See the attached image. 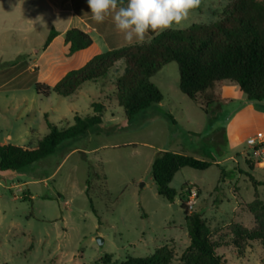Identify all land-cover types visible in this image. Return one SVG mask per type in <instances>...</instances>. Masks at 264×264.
I'll use <instances>...</instances> for the list:
<instances>
[{
    "label": "rangeland",
    "instance_id": "rangeland-1",
    "mask_svg": "<svg viewBox=\"0 0 264 264\" xmlns=\"http://www.w3.org/2000/svg\"><path fill=\"white\" fill-rule=\"evenodd\" d=\"M232 1L202 0L173 29L219 21ZM67 24L78 26L67 14L53 17L44 0H0V142L36 146L50 133L48 122L68 128L76 115H92L95 101L107 107L104 121L110 128V134L103 130L69 140L54 155L23 170H0V264H122L129 256H148L164 246L174 252L171 264H183L190 244L182 209L186 200L177 199L174 208L158 195L151 174L153 156L158 148L174 150L172 139L188 146L186 152L194 158L221 161L205 171L184 168L171 183L177 192L188 183L198 189L192 212H203L220 245L218 253L228 264H264L259 242H245L242 250L233 244L236 224L256 227L255 216L244 205L257 197L264 202V185L251 180L264 183L262 158L247 143L239 151L230 150L227 125L244 104L236 101L211 120L216 112L209 117L181 92L176 63L150 79L163 102L131 119L105 99L116 72L124 71L123 61L106 79L86 83L68 98L39 96L36 84L53 88L66 73L84 66L92 53L108 50L95 37L86 54L68 57L64 35L43 50L52 28L62 31ZM250 103L264 114V101ZM251 161L259 164L253 168Z\"/></svg>",
    "mask_w": 264,
    "mask_h": 264
},
{
    "label": "trees",
    "instance_id": "trees-1",
    "mask_svg": "<svg viewBox=\"0 0 264 264\" xmlns=\"http://www.w3.org/2000/svg\"><path fill=\"white\" fill-rule=\"evenodd\" d=\"M77 0H73L76 2ZM126 4L127 0H123ZM59 33L52 28L43 50ZM67 56L87 50L93 45L89 34L73 28L65 35ZM123 61L124 72L110 84L106 100L123 108L127 119L158 105L163 100L159 88L150 79L165 66L176 63L179 68V88L209 117L213 107L223 105L217 88L224 82L239 87L249 102L264 101V0H233L223 12L222 19L210 24L170 29L156 34L149 42L110 50L92 58L84 67L66 74L53 88L36 84L39 96L56 94L68 98L85 83L106 79L117 63ZM93 114L74 117L68 128H58L48 122L50 133L36 146H20L0 142V170L20 171L54 155L65 142L87 135L101 133L106 106L95 101ZM169 119L175 124L173 118ZM46 118H48L46 116ZM212 163L184 154L160 151L156 154L151 174L160 197L171 204L186 200L189 184L181 192L171 187L175 176L184 168L205 171ZM251 180L256 186L264 185ZM88 181V193L90 190ZM244 207L256 219L253 230L236 224L233 244L239 250L245 242H259L264 249V202L258 197ZM185 223L190 244L182 257L183 264H228L218 253L220 245L211 235L202 211L189 212L185 207ZM174 252L167 246L144 257L129 256L122 264H171Z\"/></svg>",
    "mask_w": 264,
    "mask_h": 264
},
{
    "label": "crops",
    "instance_id": "crops-1",
    "mask_svg": "<svg viewBox=\"0 0 264 264\" xmlns=\"http://www.w3.org/2000/svg\"><path fill=\"white\" fill-rule=\"evenodd\" d=\"M17 1L22 4V2H26L27 0H17ZM44 1L47 5L48 10L50 11V13L52 14L53 17L60 18L65 14L69 15L70 19L73 21V24L77 23L76 24V25H78V26H76L77 29H80L83 32L89 34L90 37L93 39V45L90 48H88L87 50H84L82 52L76 53L75 55L80 54V53L86 54V52L90 51L95 44V39H96L95 37H98L99 40L104 43V46H106L108 49L107 52L110 50H114V49H118V48H122L125 46H131V45L136 44L135 40L133 41L132 44H129L127 41H125L123 34L116 30L113 19L111 16L106 17L103 23H99V24L96 23L92 19L90 9L88 8V5H87V0H77L76 2H73V0H44ZM18 6L23 7L22 5H19V4H18ZM24 9H27V6L24 7ZM211 23H213V22H211ZM63 27L64 28L62 31L53 27L59 33V35L55 39H57L58 37H60L62 35L65 36L67 31H69L70 29H73V26L71 24L63 25ZM155 35H156V33L150 32L146 36L145 41L146 40L150 41ZM137 43H141V42H137ZM75 55H73V56H75ZM97 55H100V54H97V52L92 53L85 60L83 65L85 66L92 58H94ZM117 65H118V63H117ZM117 65L114 68L115 70H116ZM84 66H82V67H84ZM78 69H80V68H78ZM78 69H76V70H78ZM72 71H74V70H72ZM69 72H71V71H69ZM123 72L121 74L116 72L117 76L118 77L121 76L123 74ZM68 73H66V74H68ZM83 85L81 86V88L83 87ZM216 93L221 96V99L223 100V105L213 107V112H216L217 114L212 116L211 120L216 119L217 115L220 114L221 112H223L224 109L226 108V106L233 104L236 101H238L240 104H244V106L242 108L237 109L238 111H235V113H233V116L231 117V120L227 125L228 136L231 139V142H230V146H231L230 150L231 151H235V152L239 151L240 146L244 143H247V140L249 138L253 137V135H255L256 133H263L264 134V114L255 111L253 104L250 103L249 101H247L245 95L239 89L238 86L232 85L231 83H228V82H224L217 88ZM163 99H164V97H163ZM162 102H163V100H162ZM112 103H114V102H112ZM106 112H107V107H106ZM103 129L106 132H108L107 134H110L109 133L110 128H108L105 125V121H104ZM179 135L181 138H183V136H184L183 133H180ZM172 140L173 141H171V144L176 145V146H173V147H175L174 150H171L170 148H158V151H165V152L167 151V152H172L175 154H184L186 156H188V155L190 156V154H188L186 152L187 151L186 149H188V146H186L185 144L184 145L180 144L181 146L177 145V143H176L177 140H174V139H172ZM215 141L216 142L218 141L217 136H215ZM147 147H153V146L151 144H147ZM249 149H252L253 151H255L254 148L251 146L249 147ZM254 155L257 158H262V162L264 164V154L263 153L256 155L254 152ZM190 157H192V156H190ZM152 159L153 160L151 161V167H152V164L155 160V156H153ZM233 159H234L233 155L229 156L227 158V160H233ZM220 163H221L220 160H216V161L212 162L213 165H220ZM250 164L253 168H255L256 165L259 164V162L251 161ZM87 184H88V182H87ZM188 184H193V183H188ZM194 185H196V184H194Z\"/></svg>",
    "mask_w": 264,
    "mask_h": 264
},
{
    "label": "clouds",
    "instance_id": "clouds-1",
    "mask_svg": "<svg viewBox=\"0 0 264 264\" xmlns=\"http://www.w3.org/2000/svg\"><path fill=\"white\" fill-rule=\"evenodd\" d=\"M202 0H87L92 19L103 23L111 16L118 32L132 44L144 42L151 33L160 34L181 26Z\"/></svg>",
    "mask_w": 264,
    "mask_h": 264
},
{
    "label": "built area",
    "instance_id": "built-area-1",
    "mask_svg": "<svg viewBox=\"0 0 264 264\" xmlns=\"http://www.w3.org/2000/svg\"><path fill=\"white\" fill-rule=\"evenodd\" d=\"M247 144L254 148L256 155L264 154V134L258 133L247 140ZM199 199L198 189L195 186H190L187 190L185 206L189 212H192L196 207Z\"/></svg>",
    "mask_w": 264,
    "mask_h": 264
},
{
    "label": "water",
    "instance_id": "water-1",
    "mask_svg": "<svg viewBox=\"0 0 264 264\" xmlns=\"http://www.w3.org/2000/svg\"><path fill=\"white\" fill-rule=\"evenodd\" d=\"M174 208L178 209V205L174 204ZM97 241H98L99 245H103V243H104V240L101 238H98Z\"/></svg>",
    "mask_w": 264,
    "mask_h": 264
}]
</instances>
